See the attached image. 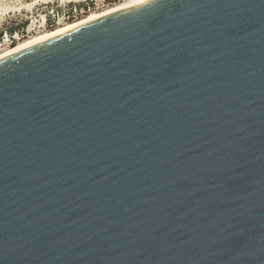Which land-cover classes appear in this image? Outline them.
Listing matches in <instances>:
<instances>
[{
	"label": "water",
	"instance_id": "1",
	"mask_svg": "<svg viewBox=\"0 0 264 264\" xmlns=\"http://www.w3.org/2000/svg\"><path fill=\"white\" fill-rule=\"evenodd\" d=\"M0 264H264V0H136L0 58Z\"/></svg>",
	"mask_w": 264,
	"mask_h": 264
},
{
	"label": "rangeland",
	"instance_id": "2",
	"mask_svg": "<svg viewBox=\"0 0 264 264\" xmlns=\"http://www.w3.org/2000/svg\"><path fill=\"white\" fill-rule=\"evenodd\" d=\"M0 0L4 5H21L16 11L0 12V50L61 25L98 13L123 0ZM13 35L15 37L13 38Z\"/></svg>",
	"mask_w": 264,
	"mask_h": 264
},
{
	"label": "bare ground",
	"instance_id": "3",
	"mask_svg": "<svg viewBox=\"0 0 264 264\" xmlns=\"http://www.w3.org/2000/svg\"><path fill=\"white\" fill-rule=\"evenodd\" d=\"M134 1H136V0H123V1L118 2L117 4H115L113 6H110V7L106 8V9L98 12V13L91 14V15H88V16H84V17L80 18L79 20H75L73 22H70V23L61 25L59 27H56V28H54L52 30H49V31L43 32L41 34L32 36L30 38L21 40V41L17 42L15 45H12V46H9V47H7V48H5L3 50H0V58L4 57V56H6V55H8V54L20 49V48H22L23 46H25L27 44H30V43H32V42H34L36 40H39V39H41L43 37H46V36H49L51 34L57 33L59 31L65 30L67 28L73 27L75 25H78L80 23H83L85 21L93 19V18L98 17L100 15H103L105 13H108L110 11L118 9V8H120L122 6H125V5H127L129 3H132ZM36 2H37V0H34V1L30 2V3H27L26 6L28 8H31L32 4H34ZM19 9H21V5H4V6H2L0 8V12L1 11H3V12L9 11L10 12V11H16V10H19Z\"/></svg>",
	"mask_w": 264,
	"mask_h": 264
},
{
	"label": "built area",
	"instance_id": "4",
	"mask_svg": "<svg viewBox=\"0 0 264 264\" xmlns=\"http://www.w3.org/2000/svg\"><path fill=\"white\" fill-rule=\"evenodd\" d=\"M15 37V35H13V38Z\"/></svg>",
	"mask_w": 264,
	"mask_h": 264
}]
</instances>
